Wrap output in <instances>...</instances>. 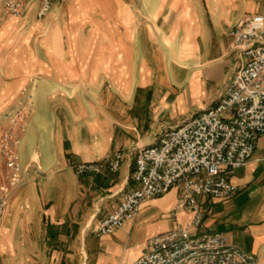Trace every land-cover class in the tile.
<instances>
[{
	"label": "crops",
	"instance_id": "crops-1",
	"mask_svg": "<svg viewBox=\"0 0 264 264\" xmlns=\"http://www.w3.org/2000/svg\"><path fill=\"white\" fill-rule=\"evenodd\" d=\"M2 2L0 122L29 96L33 107L17 148L25 179L0 222V264L129 263L149 236L189 222L188 211L172 215L180 186L114 233L91 226L132 187L134 149L219 100L243 60L230 49L232 28L264 15V0H66L43 19L39 0L20 17ZM118 149L116 172L71 167ZM231 181L229 199L197 197L205 218L191 231H222L263 261L264 134Z\"/></svg>",
	"mask_w": 264,
	"mask_h": 264
},
{
	"label": "built area",
	"instance_id": "built-area-1",
	"mask_svg": "<svg viewBox=\"0 0 264 264\" xmlns=\"http://www.w3.org/2000/svg\"><path fill=\"white\" fill-rule=\"evenodd\" d=\"M66 0H39L36 17H45L54 4ZM28 0H3L5 13L20 17ZM1 19V17H0ZM230 49L243 60L235 69L224 93L204 108L173 126L164 127L148 145L134 149L130 178L133 185L121 193L110 210L91 226L96 236L114 233L134 219L149 199L180 186L181 194L172 209L176 218L191 213L189 222L151 235L144 250L125 264H264L255 254L229 243L222 231L199 229L205 210L198 196L229 199L237 192L231 176L244 166L264 134V15L246 14L232 28ZM29 96L2 114L0 122V222L10 192L24 181L19 161V132L26 127L32 110ZM122 150L111 151L102 161L72 162L78 175L106 169L116 172ZM32 164H28L26 171Z\"/></svg>",
	"mask_w": 264,
	"mask_h": 264
},
{
	"label": "rangeland",
	"instance_id": "rangeland-1",
	"mask_svg": "<svg viewBox=\"0 0 264 264\" xmlns=\"http://www.w3.org/2000/svg\"><path fill=\"white\" fill-rule=\"evenodd\" d=\"M44 18V17H43ZM43 18H41V19H43Z\"/></svg>",
	"mask_w": 264,
	"mask_h": 264
}]
</instances>
